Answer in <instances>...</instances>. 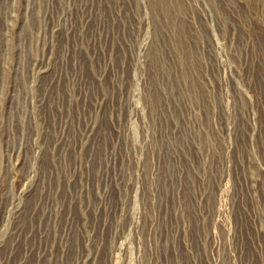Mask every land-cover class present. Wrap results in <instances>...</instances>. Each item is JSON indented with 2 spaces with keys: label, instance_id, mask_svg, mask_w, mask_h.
Instances as JSON below:
<instances>
[{
  "label": "rangeland",
  "instance_id": "1",
  "mask_svg": "<svg viewBox=\"0 0 264 264\" xmlns=\"http://www.w3.org/2000/svg\"><path fill=\"white\" fill-rule=\"evenodd\" d=\"M0 264H264V0H0Z\"/></svg>",
  "mask_w": 264,
  "mask_h": 264
}]
</instances>
